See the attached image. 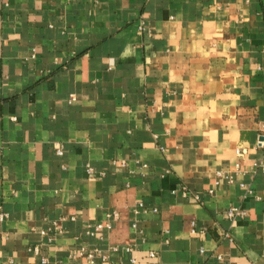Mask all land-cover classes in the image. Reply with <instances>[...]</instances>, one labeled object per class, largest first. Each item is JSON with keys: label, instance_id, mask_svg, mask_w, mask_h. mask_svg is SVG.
I'll use <instances>...</instances> for the list:
<instances>
[{"label": "crops", "instance_id": "obj_1", "mask_svg": "<svg viewBox=\"0 0 264 264\" xmlns=\"http://www.w3.org/2000/svg\"><path fill=\"white\" fill-rule=\"evenodd\" d=\"M262 139L264 0H0V264H264Z\"/></svg>", "mask_w": 264, "mask_h": 264}, {"label": "built area", "instance_id": "obj_2", "mask_svg": "<svg viewBox=\"0 0 264 264\" xmlns=\"http://www.w3.org/2000/svg\"><path fill=\"white\" fill-rule=\"evenodd\" d=\"M263 141L264 140L262 139V140L259 141V143L260 144H262V143L264 144ZM56 151H57V153H61L62 152V150H61V148L59 146L56 148ZM236 151H237V153H241L243 151V147H238L236 149ZM88 170H90L89 167H88ZM225 214H226V216L229 219H234L236 217H244L247 214V210L245 208L241 207L240 205H230V206H228L226 208ZM2 216H3V213L0 214V217H2ZM190 224H191L190 230L191 231H195V222L194 221H190ZM150 254H152V251H150ZM87 255L90 257V260L93 259V252L89 251L87 253Z\"/></svg>", "mask_w": 264, "mask_h": 264}]
</instances>
